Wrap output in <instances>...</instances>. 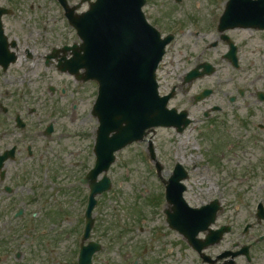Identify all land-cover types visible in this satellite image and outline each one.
<instances>
[{"label": "rangeland", "instance_id": "obj_1", "mask_svg": "<svg viewBox=\"0 0 264 264\" xmlns=\"http://www.w3.org/2000/svg\"><path fill=\"white\" fill-rule=\"evenodd\" d=\"M4 2V0H0ZM17 5L16 12L19 20L13 21L12 37L18 38L24 35L25 30L29 31V36L21 38L24 46L32 50L34 55V63L27 64L31 71L36 72L29 76L28 83L30 85V94L28 104L25 107H48L45 112L48 114L51 110H55L62 121L60 126L56 127L54 134L47 141H56L60 145L58 150L63 152L60 159L58 150L45 154V162L54 166L56 179L60 183L78 179L85 173V168L89 164L93 165L95 157L93 156V146L95 141V133L98 128V122L94 117H91L90 110L95 101L96 86L80 84L68 74H63L56 69L55 64L42 65L44 57L50 52L52 45L64 46L78 42L79 39L76 32L69 25V22L64 16L63 9L55 0H11ZM71 5H76L80 0H69ZM226 0H182L181 3H176L174 0H151L147 7L148 18L157 26L164 34L170 33L172 30L177 35V42L171 47V51L176 48L181 50V56L176 55L174 60H180L181 64L175 71L168 64V68L162 66L160 71L163 78L160 79L161 91L168 93L170 89L178 84L186 69L193 68L199 63L209 61L216 68V74L195 81L191 84L192 89L189 95L199 94L200 90L205 87H213L214 94L193 107L191 104L188 107H176L179 110H188L191 117L197 122L192 124L182 134L171 128H156L149 133L146 140L135 143L118 155L116 164L109 172V176L113 181L114 190L102 196L100 205L95 211L94 217L97 220L94 228L96 238L113 245V250L105 256H100L97 264H129V260L125 258L126 249L129 241L124 240L123 248L119 251L120 238L122 233L125 236L124 230L127 226H136L144 221H148L145 234L136 240L140 251L146 246V253L149 252V245L152 232L166 231L163 239L156 241L153 248L152 261H161L162 264L167 262L164 260L166 252H157L161 244L169 238L167 243L172 248L175 240L180 242L181 238L177 233L172 231L167 232V227L159 230L157 220L154 219V214H157V208L160 203H165L163 194L165 187L162 185L157 176L155 162L150 160L149 144L154 145L158 160L164 166L161 177L168 180L172 170L177 163H181L189 173V178L184 181L186 185V193L184 195L186 202L191 207H201L210 203L215 199L221 200L225 204L224 213L228 216L239 215V217L248 216L255 212L259 200H263L260 190H257L258 184H264V181L256 183L254 179L247 180L246 166L256 168L259 162H256L257 157H260V144L257 143V137H263V133L259 128L263 123L261 118L250 120L254 117L252 113L256 112L259 117L258 110L264 111V103L250 101V98H239L236 102H230V98L237 95V87H233L231 83L226 82L223 86L222 81L229 80V74L233 72L232 66L223 59V53L228 48L225 46L219 34L213 31L211 34L198 38L195 36L196 31H200V27L196 22H209L210 17L207 16V9L223 8V3ZM87 9V5H83L81 11ZM80 12V11H79ZM21 13V15H20ZM210 13V12H209ZM217 13H221L217 11ZM205 29L207 25L204 24ZM232 34V33H231ZM45 36V38H42ZM234 36L239 43L246 45L243 54L246 60L244 64L250 68L251 73L264 76V33H236ZM218 41V46L214 49H209L206 57H197L198 52L208 43ZM195 43L199 45L195 46ZM191 47H187L190 46ZM186 55H191L192 59H187ZM172 58V55H169ZM179 58V59H178ZM249 60V61H248ZM166 61L169 63L168 58ZM20 62H18L19 64ZM16 70L19 66H14ZM170 69L172 71H170ZM170 72V75H169ZM42 73V74H41ZM257 87L264 88V83L257 84ZM53 88L54 92L50 89ZM184 91H179L176 100L172 105H177L179 100H184ZM11 95V94H10ZM9 95V101L12 97ZM8 101V102H9ZM36 101H39L36 103ZM250 102V106L247 104ZM259 103V102H258ZM259 107L255 111H251V107ZM192 106V107H191ZM24 107V106H23ZM74 107H78L77 112H73ZM220 107L221 112H212L213 108ZM208 112L212 119L209 123H201L205 120L204 114ZM239 120L247 121V127L240 128ZM249 129V130H248ZM218 131L219 134L216 133ZM226 135L229 138L228 145L232 146L233 151L227 155H218L213 158L218 152L215 146V139ZM47 138V137H46ZM206 157H204L202 154ZM230 155V156H229ZM74 159L82 161L86 160L85 167L73 172L69 164H62L63 160ZM220 159V160H219ZM252 163V164H251ZM221 166V167H220ZM220 167V168H218ZM56 183V182H55ZM253 183V187L250 184ZM59 184V183H57ZM62 185V184H61ZM62 189L66 186L62 185ZM74 186H78L76 183ZM225 186L223 188H219ZM75 188L73 190H65V194H60L62 202L58 204L57 200L52 203L44 198L43 203L37 208H30L28 212L38 210L40 218L36 222V228L49 227L52 229L54 238L61 235V247L56 252L70 253V246L74 244L76 236L81 232L82 219L80 216L85 211L84 201L85 194L88 192L87 186ZM112 188V189H113ZM210 189V190H209ZM264 187H262V191ZM119 193V197L118 194ZM117 199V202H116ZM120 200H123L121 202ZM115 201V202H114ZM113 202V203H112ZM246 202V203H245ZM115 204L114 207L113 204ZM162 206L169 209L167 204ZM59 208H64V215L59 212ZM112 208V210H111ZM158 219H166V215L158 212ZM152 215V216H151ZM160 215V216H159ZM18 231L23 229V223ZM4 228V229H3ZM13 228L6 227L0 224V239H8V244H0V256L7 255L5 252L13 245L16 248L13 255L28 252V257L22 258L20 262L14 259L7 258L3 264H43L45 250L42 248V240L39 237L35 239V232L29 236L25 232L21 234L19 241H24L21 244L18 241H13L11 230ZM128 231H133L132 229ZM139 232V231H137ZM76 235V236H75ZM152 245V244H151ZM175 246V244H174ZM180 245L177 246V249ZM20 251V252H17ZM157 252V253H156ZM171 264H178L180 255L173 252ZM183 254L190 259L187 251ZM138 255L133 256L136 258ZM29 260V262H27ZM194 258H192V261ZM72 260L62 264H72ZM56 264V263H54ZM61 264V263H60ZM141 264V263H140ZM143 264L145 262L143 261ZM186 264H192L187 261Z\"/></svg>", "mask_w": 264, "mask_h": 264}, {"label": "flooded vegetation", "instance_id": "obj_2", "mask_svg": "<svg viewBox=\"0 0 264 264\" xmlns=\"http://www.w3.org/2000/svg\"><path fill=\"white\" fill-rule=\"evenodd\" d=\"M0 7L13 11L12 13L1 17L2 31L0 30V224H4L6 227L10 228L14 227V229L11 230L13 241H18L23 244V241H19L21 234L25 232V235L28 236L27 224L30 221H33L34 218L38 217L37 213H29L28 209L37 208L44 201V187H42V184L39 181L41 179V171L44 168L43 162L45 154L57 150L60 146L56 144V141H47L49 138H46L48 136H46L45 131L48 127H51V125L56 129L57 126H60L62 119H60L61 115L59 118V116L55 114V110L50 109V112L46 114L45 112L48 107H45L46 109H44V107H25V105L28 104V98L30 95L28 86L30 83H28L29 76L36 73L31 71V68L27 67V64L34 63L33 60L35 57L30 49L24 46V41L21 40L23 36H25L24 39L27 37L28 32L26 30L24 35L21 34L19 40L18 38L12 37L13 21L15 22L16 20H19V18L16 17V13H14V3L11 0H4V2L0 1ZM217 11L223 13L224 8H208L207 16L210 17L209 22L206 23V21H204L202 24L196 22L201 30L196 31L194 34L196 37L201 38L207 33L211 34L215 31L216 35L219 34L221 42L227 46L228 50L223 53L222 57L232 66L233 72L229 74L231 76L229 80L222 81L220 84L226 86V82H229L233 87L241 84V87L236 88L237 95L231 97L230 102H237L239 98H250V101L262 104L264 103V88L257 87V84L264 83V76L256 75L253 78L255 73H251L250 68L244 64L246 58L243 52L246 45L240 44L234 34L245 32L264 33V31L257 30L256 28L238 27L222 32L219 29L221 13H217ZM204 24L207 25L206 29ZM197 45L199 44L195 43V46ZM217 46L218 41L208 43L201 48L197 57L201 59L206 57L207 51L209 49H214ZM187 47H191V45ZM167 54L169 57V63H166L165 67H168V64H170L176 71L178 65L181 64V61L178 60V65H174L173 57L176 55L181 56V50L176 48L175 51L170 50ZM169 55H172V58H170ZM186 56L189 60L193 58L191 55ZM43 61L44 62L41 63L43 66L52 64L51 61L49 63L47 62V57H44ZM18 62L20 63L18 64ZM208 63L211 62L204 61L203 63L195 65L193 68L186 69L180 82L174 85L168 93H165V95L175 93L174 98L171 100L172 104L179 95V91L183 90L185 92V99L179 100L180 103L172 105V107H188L190 104L195 107L198 105L196 103L197 95L208 87L202 88L199 94L189 95L192 89L191 84L195 81L192 83L187 82L186 77L190 71L197 68L204 69L203 67ZM14 66H19V68L16 70L13 68ZM170 71L172 70L170 69ZM161 76L162 74H160V77ZM9 95L12 97V101H9ZM38 102L39 101H36V103ZM247 106H250V102ZM258 108L259 107H255L254 105V107H251L250 109H252L251 111H255ZM261 108L264 109V107ZM77 109L78 107H74L73 112H77ZM221 111L222 109L220 108L218 112ZM258 113L259 117L256 112L252 113L254 117L250 120L258 118L263 120V123H259V125L262 124L259 128L263 133V137L256 138V141L260 144L261 148L260 157L256 155V162H259V165L256 168L250 167V165L244 168L246 169V172L244 173L249 175L246 177L247 180L254 179L255 182L253 183L264 181V111L258 110ZM90 115L91 117L93 116L92 109L90 110ZM207 117H210V115ZM192 121L197 122V120ZM209 121L210 120H207L202 123L205 124ZM239 122L241 125L240 128L244 129L247 127V121L239 120L238 123ZM219 132L221 131H218L216 134L218 135ZM51 136L52 134L50 137ZM228 143L229 138L226 139V135L216 138L215 146L218 152L215 153L213 158H217L220 154L227 155V153L233 151L232 146L228 145ZM253 183L250 184V187H253L252 189H254L255 186ZM258 185L257 190H260V195L264 197V190L262 191L264 184ZM223 187L225 186L219 188L221 189ZM260 201L261 202L257 203L255 212L244 217H239V215H226L224 213L225 204L222 203L223 208L216 217V221L211 229L218 231L229 227L230 231L223 236L219 243L208 247L204 245V240L207 239L208 233H200L197 236L198 240H201L200 243H195L197 247L192 246L189 237L173 230L168 223L167 218L165 220L158 219V212L161 214L163 212L164 215L166 213L165 207L161 208L158 206L157 214H154L153 212V217L157 220L156 223L158 229L161 230L165 225V227H167V232L172 231L177 233L180 235L179 237L182 242L175 240L172 248H170V244L167 243V241L170 240L168 238L166 243L163 242L161 244V247L157 252H166L164 257V260L167 262L166 264H171L172 256H174L173 252L181 254L178 264H186L187 261L192 264H264V212L258 210L259 206H264V199ZM18 222L24 224L21 231H18L21 224H14ZM36 222H38V219L34 221V223ZM161 222H164L163 227H160L159 225ZM144 223L143 225H147L148 221H144ZM127 227L129 230L132 228L130 226ZM142 229L143 228H141L139 232L126 230L123 233L130 234V236L126 238H123L125 235L121 233L119 235L121 246V248L119 247V251L123 248L130 247L126 249L125 253V258L129 260V264H143V261L145 264H162L161 261L153 262L151 256L153 255V248L156 251L154 243L163 239V235L166 231L152 232L151 241L149 245H147L150 249L149 252L146 253V246L142 248L141 252L139 250L140 246L138 247V243H136V240H138L142 234H145V231H142ZM124 240L129 241L127 247L123 246ZM96 241L108 247L103 248L101 252L95 256V264H97V260L100 256H105L113 250L112 244L98 240L97 238ZM0 244H8V239H0ZM72 245L74 247L71 250L70 260H72V264H78L77 251L79 247L77 239ZM178 245H180L179 249H177ZM15 250L16 248L12 245L9 248V251L5 252L8 258L13 259L12 255ZM184 250L189 253V260L188 257L183 254ZM136 255L138 256L134 258L133 256ZM22 258H25L23 253H17L14 257L15 260H20ZM192 258H194L193 261Z\"/></svg>", "mask_w": 264, "mask_h": 264}, {"label": "water", "instance_id": "obj_3", "mask_svg": "<svg viewBox=\"0 0 264 264\" xmlns=\"http://www.w3.org/2000/svg\"><path fill=\"white\" fill-rule=\"evenodd\" d=\"M60 2L83 40L81 46L75 45L62 51L65 57L60 61V68L76 74L80 68H85L86 74L78 78L97 80L100 85L95 106V113L100 118L95 147L97 163L87 179L93 193L87 212L85 238H88L94 225V197L111 186L107 176L101 182L97 178L101 173L108 172L116 161L115 153L143 140L148 129L175 126L182 132L190 121L187 113L178 115L176 110H168L170 96L159 95L156 70L169 40L161 41L159 34L146 26L141 12L145 0H98L91 5L89 12L81 16L75 15L77 7H68L66 0ZM232 6L231 3L223 17L224 21L235 16ZM238 16L246 18L251 25L258 24L254 22L255 17L253 22L248 19L253 18L250 14ZM70 50L74 57L69 61L66 56ZM211 92H205L204 96ZM161 168L158 166L159 170ZM186 178L187 173L178 165L173 177L167 182V199L174 210L168 216L171 226L186 232L190 243L196 246L197 235L207 231L215 222L220 206L215 201L202 209L188 207L183 199L185 188L181 185V181ZM223 232L220 231L216 236L220 238ZM207 240H214L213 234ZM92 254L84 249L82 263L91 264Z\"/></svg>", "mask_w": 264, "mask_h": 264}, {"label": "bare ground", "instance_id": "obj_4", "mask_svg": "<svg viewBox=\"0 0 264 264\" xmlns=\"http://www.w3.org/2000/svg\"><path fill=\"white\" fill-rule=\"evenodd\" d=\"M210 190V189H209Z\"/></svg>", "mask_w": 264, "mask_h": 264}]
</instances>
